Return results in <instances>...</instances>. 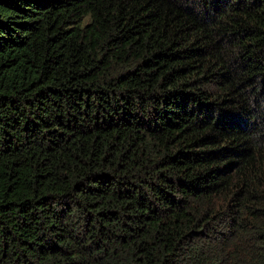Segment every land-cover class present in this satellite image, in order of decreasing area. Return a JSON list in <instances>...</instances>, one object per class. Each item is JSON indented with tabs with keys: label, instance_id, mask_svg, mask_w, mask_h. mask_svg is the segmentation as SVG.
I'll return each instance as SVG.
<instances>
[{
	"label": "trees",
	"instance_id": "trees-1",
	"mask_svg": "<svg viewBox=\"0 0 264 264\" xmlns=\"http://www.w3.org/2000/svg\"><path fill=\"white\" fill-rule=\"evenodd\" d=\"M0 264H264V0H0Z\"/></svg>",
	"mask_w": 264,
	"mask_h": 264
}]
</instances>
